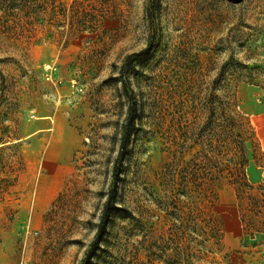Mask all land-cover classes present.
Instances as JSON below:
<instances>
[{"label": "rangeland", "instance_id": "374dc122", "mask_svg": "<svg viewBox=\"0 0 264 264\" xmlns=\"http://www.w3.org/2000/svg\"><path fill=\"white\" fill-rule=\"evenodd\" d=\"M0 264H264V0H0Z\"/></svg>", "mask_w": 264, "mask_h": 264}, {"label": "trees", "instance_id": "16d2710c", "mask_svg": "<svg viewBox=\"0 0 264 264\" xmlns=\"http://www.w3.org/2000/svg\"><path fill=\"white\" fill-rule=\"evenodd\" d=\"M126 72H127V64L125 62L120 69L119 78H120L123 89L126 92H128L130 83H129V79L127 77ZM129 96H130V104H129L128 112H127L126 119H125V122L123 125V131H122V136L120 139L118 156H117L115 163H114V166H113L112 183H111V187L107 193L106 201H105L103 209H102L100 221L98 223L97 232L95 235L96 238H99L101 236V234L105 228V224L108 222L110 216L112 214L118 213L122 210L116 204L117 186H118V181L120 178L119 177L120 176L119 175V170H120L119 161H120L121 157L126 152L128 142H129V137L131 135V132L134 129L135 119H136V103L133 100L131 94ZM97 247H98V242L96 240H94L91 243L90 248L84 257L85 262H89L95 256V252L97 250Z\"/></svg>", "mask_w": 264, "mask_h": 264}, {"label": "built area", "instance_id": "2783aa9c", "mask_svg": "<svg viewBox=\"0 0 264 264\" xmlns=\"http://www.w3.org/2000/svg\"><path fill=\"white\" fill-rule=\"evenodd\" d=\"M46 71H47V72H46L45 74L48 75L49 72H51V67H50V66H47V67H46Z\"/></svg>", "mask_w": 264, "mask_h": 264}]
</instances>
